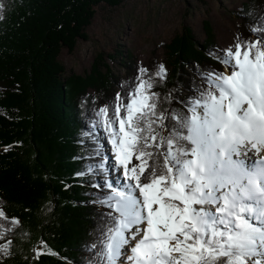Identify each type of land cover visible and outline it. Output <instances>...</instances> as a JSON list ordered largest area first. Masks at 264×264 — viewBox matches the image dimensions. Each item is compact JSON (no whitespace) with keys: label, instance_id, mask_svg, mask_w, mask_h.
<instances>
[{"label":"trees","instance_id":"16d2710c","mask_svg":"<svg viewBox=\"0 0 264 264\" xmlns=\"http://www.w3.org/2000/svg\"><path fill=\"white\" fill-rule=\"evenodd\" d=\"M120 3L0 0V209L20 221L12 225L0 218L5 233L0 244L12 242L9 254H0V264L96 260L90 246L109 211L98 202L109 179L103 136L111 144L97 113L104 106L114 109L118 93L127 101L142 67L130 52L126 72L118 75L101 54L87 74H66L59 57L64 47L74 51L78 39L89 38L87 28L99 5ZM235 14L239 38L255 40L258 33L251 29L264 21V1L246 0ZM203 26V41L184 25L165 43L166 78L155 76L160 65L155 58L146 68L144 79L153 82L160 110L186 111L181 101L206 86L205 73L227 71L215 59L214 52L223 49L211 21Z\"/></svg>","mask_w":264,"mask_h":264},{"label":"snow or ice","instance_id":"6c2138e0","mask_svg":"<svg viewBox=\"0 0 264 264\" xmlns=\"http://www.w3.org/2000/svg\"><path fill=\"white\" fill-rule=\"evenodd\" d=\"M251 31L215 53L231 70L205 73L186 111L159 109L146 68L126 102L99 109L124 182L105 181L94 264H264V21Z\"/></svg>","mask_w":264,"mask_h":264},{"label":"rangeland","instance_id":"374dc122","mask_svg":"<svg viewBox=\"0 0 264 264\" xmlns=\"http://www.w3.org/2000/svg\"><path fill=\"white\" fill-rule=\"evenodd\" d=\"M245 1L121 0L114 7L101 4L87 28L89 38L78 39L74 51L64 47L59 59L66 67V74H87L101 54L104 62L118 75L126 72L123 63L130 52L142 68L149 67L153 58L166 67L165 43L180 33L184 25L190 26L196 38L203 41L206 38L203 26L206 19L211 21L219 45L227 49L239 37L240 18L235 11L242 9ZM103 137L108 181L119 186L124 181L116 182L117 176L112 169L116 162L112 159L114 150Z\"/></svg>","mask_w":264,"mask_h":264},{"label":"bare ground","instance_id":"6f19581e","mask_svg":"<svg viewBox=\"0 0 264 264\" xmlns=\"http://www.w3.org/2000/svg\"><path fill=\"white\" fill-rule=\"evenodd\" d=\"M114 155V154H113ZM113 155H112V159L115 160V158H113ZM116 161V160H115ZM112 169L114 170V173L116 174V182L117 184H119V181L122 179V181H124V177L122 175V170L119 168L117 162H114V164H112ZM123 184V183H122ZM121 184V185H122Z\"/></svg>","mask_w":264,"mask_h":264}]
</instances>
